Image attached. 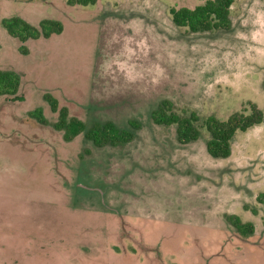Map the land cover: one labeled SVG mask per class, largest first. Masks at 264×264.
Wrapping results in <instances>:
<instances>
[{"label": "rangeland", "instance_id": "rangeland-1", "mask_svg": "<svg viewBox=\"0 0 264 264\" xmlns=\"http://www.w3.org/2000/svg\"><path fill=\"white\" fill-rule=\"evenodd\" d=\"M199 3L0 0V20L63 24L24 42L0 24V69L21 76V98L0 96V264H264V126L237 131L230 155L213 158L202 125L248 102L264 111V0H235L230 31L173 24L171 7ZM44 93L83 121L141 127L121 146L66 141ZM162 99L198 115L196 140L151 120ZM37 107L47 124L29 114Z\"/></svg>", "mask_w": 264, "mask_h": 264}, {"label": "trees", "instance_id": "trees-1", "mask_svg": "<svg viewBox=\"0 0 264 264\" xmlns=\"http://www.w3.org/2000/svg\"><path fill=\"white\" fill-rule=\"evenodd\" d=\"M98 0H67L69 5H93ZM201 3L194 7H171L169 14L171 21L177 27H184L190 32L205 31H230L232 22L230 17L231 6L235 0H200ZM1 26L12 37L19 41L28 39L48 38L52 34H59L63 29L60 20L53 18H42L34 25L24 18L13 15L3 17ZM25 53V47L20 46ZM21 83L18 72L10 69H0V96H10L19 99L17 91ZM44 100L51 111L57 113V118L51 123L55 130L62 132L66 141L72 140L76 135L82 134L85 139L96 146H121L132 141L141 127V122L130 118L123 126L117 125L111 120H103L93 117L83 121L75 116H70L65 106H59L57 99L50 93L43 94ZM247 110V112H245ZM29 114L39 123L47 124L48 120L43 115L40 107ZM149 116L151 120L159 125H174L176 138L180 143H188L200 136V127L197 125L198 115L191 111L188 114L175 110L174 104L168 99L160 100L151 109ZM209 137L205 141L207 153L213 158H226L231 152V141L237 131H246L255 126H264V111L255 103L248 102V108L233 112L226 119H217L208 116L202 120ZM256 201L264 207V192L256 195ZM255 211V210H254ZM227 221L241 235L247 236L253 233L254 226L251 222H243L236 214H227Z\"/></svg>", "mask_w": 264, "mask_h": 264}]
</instances>
